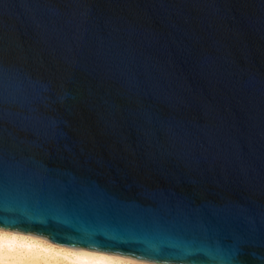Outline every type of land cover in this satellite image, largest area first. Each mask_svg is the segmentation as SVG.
I'll return each mask as SVG.
<instances>
[{"label": "water", "instance_id": "water-1", "mask_svg": "<svg viewBox=\"0 0 264 264\" xmlns=\"http://www.w3.org/2000/svg\"><path fill=\"white\" fill-rule=\"evenodd\" d=\"M0 227L264 264V0H0Z\"/></svg>", "mask_w": 264, "mask_h": 264}, {"label": "snow or ice", "instance_id": "snow-or-ice-1", "mask_svg": "<svg viewBox=\"0 0 264 264\" xmlns=\"http://www.w3.org/2000/svg\"><path fill=\"white\" fill-rule=\"evenodd\" d=\"M5 238H11L12 241H18L20 247L26 250L28 253L33 254L35 259H40V252L46 254V258H60L67 259L69 256L77 258H87V257H103L108 260H113V257L100 255L92 252H85L81 250H76L74 248L60 247L58 245L49 244L46 240H40L33 236H25L20 233H12L4 231L3 227H0V264H3L4 254H3V240ZM38 250V251H37ZM49 255V254H53Z\"/></svg>", "mask_w": 264, "mask_h": 264}, {"label": "clouds", "instance_id": "clouds-1", "mask_svg": "<svg viewBox=\"0 0 264 264\" xmlns=\"http://www.w3.org/2000/svg\"><path fill=\"white\" fill-rule=\"evenodd\" d=\"M2 243L3 264H124V262L108 260L103 257L77 258L69 256L67 259L46 258V254L43 252L39 253L40 259H35L34 253L30 254L20 247L21 242L5 238ZM49 255L54 256V253Z\"/></svg>", "mask_w": 264, "mask_h": 264}, {"label": "bare ground", "instance_id": "bare-ground-1", "mask_svg": "<svg viewBox=\"0 0 264 264\" xmlns=\"http://www.w3.org/2000/svg\"><path fill=\"white\" fill-rule=\"evenodd\" d=\"M4 231L17 233L15 231H10V230H5V229H4ZM18 233H20V232H18ZM20 234L25 235V236H33V237L40 239V240H46L49 244L56 245L54 243H51L49 240H47L45 238H42V237H39V236H36L33 234H24V233H20ZM58 246H60V245H58ZM60 247H65V246H60ZM67 248H70V247H67ZM74 249L85 251V252H92V253L105 255V256H110V257L114 258L113 261H121V262H124V264H158V263H153V262H148V261H143V260H138V259H133V258H128V257H123V256H117V255H112V254L100 253V252H95V251H90V250L77 249V248H74Z\"/></svg>", "mask_w": 264, "mask_h": 264}]
</instances>
